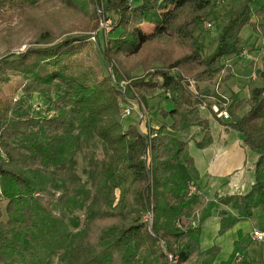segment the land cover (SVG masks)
Masks as SVG:
<instances>
[{
    "label": "trees",
    "instance_id": "trees-1",
    "mask_svg": "<svg viewBox=\"0 0 264 264\" xmlns=\"http://www.w3.org/2000/svg\"><path fill=\"white\" fill-rule=\"evenodd\" d=\"M254 3L242 0L225 10L229 19L217 47L203 55L204 43L195 32L214 13L215 0H142L139 5L105 0L117 18L104 60L115 59L133 79L141 108L164 91L174 101L170 110L159 111L172 122L152 129L150 138L138 126L124 125L125 95L105 73L88 37L55 42L64 32L96 27L91 0H66L59 8L54 0H0V23L20 16L19 25L0 27V45L8 51L0 58V264L54 259L57 264H165L161 241L180 255V264L202 256L201 227L193 225L196 197L186 196L187 182L198 181L199 172L188 141L164 129L198 125L204 132L198 148L213 142L199 109L204 99L193 94L188 81H212L223 72L228 79L232 65L224 60L242 53L247 25L264 38V5L253 10ZM144 23L152 29H144ZM67 24L72 26L59 30ZM25 32L32 43L49 45L9 53ZM138 66L144 75L135 77ZM258 74L261 84L250 87L248 98L229 104L226 123L258 155L254 182L245 193L217 197L236 210V215L220 212L219 234L250 218L254 209L264 210V56ZM34 95L42 104L38 111L32 107ZM147 151L149 169L142 158ZM78 154L86 164L85 179L76 170ZM152 196L153 233L143 220ZM214 203L202 208L200 220ZM239 250L236 241L229 258L218 264H234Z\"/></svg>",
    "mask_w": 264,
    "mask_h": 264
},
{
    "label": "rangeland",
    "instance_id": "rangeland-1",
    "mask_svg": "<svg viewBox=\"0 0 264 264\" xmlns=\"http://www.w3.org/2000/svg\"><path fill=\"white\" fill-rule=\"evenodd\" d=\"M91 1L93 3V5H91V7L92 8L94 7V10H95V16H94L95 18L93 19V22L96 23V27L93 30H89V31L71 30V32H68V33L64 32V34H62L61 37L56 39L55 42L63 40L65 37H68V36H86V37H88V40H89L91 47L94 50H96V52L101 56L100 57V63H101V66L104 68L105 73L108 76H110L111 71H113L114 73L117 74L118 79H127V80L132 81V83H131L132 88H130V91H129V93H131L132 95L131 94H129V95L131 97L134 96L133 98L139 97V98H136V101H137L136 105H138V103H139L138 101L139 100L142 101V99L140 98L139 93L136 91V88L133 86L134 85L133 79L126 75V73L123 71V69L121 68L118 61H116L115 59H113V60H106L105 59L104 60V57H103L102 51L104 49H106V46L108 45V43L110 41V33L114 28V23L116 22L115 18H117V17L114 16V14L111 11L109 12V10H107V7H105L107 10V13H109V14H107V17H111V19L113 20V23H112L113 25L111 26V29L108 32L101 34L98 37V40L94 41V40L90 39L93 31H95L99 27L100 19L98 17L97 9L103 0H91ZM241 1L242 0H215L214 13L205 19L203 18V22L198 26V28L196 29V32H195V34L198 36L199 40L204 43V48L202 50L203 55H208V54L214 52L216 47H217L220 30L226 24V22L229 19L227 16L224 15L225 10L229 9V8L237 7ZM141 2H142V0H133L132 4L133 5H139V3L141 4ZM254 2L255 3L253 4V10L264 5V0H254ZM65 3H66V0H54V4H55L54 7L59 8ZM47 8L51 9V6L48 5ZM19 19H20V16H18V14H16L9 21H2L0 23V27L8 28L9 24L10 25H19V23H18ZM257 19H258L257 16L254 15L253 20L257 21ZM208 23H211L212 26L208 27L207 26ZM71 26L72 25L67 24V25H64L63 27H61L59 30L64 31L65 28H69ZM151 26H152L151 23H145L144 24L145 29H149ZM29 34L30 33L25 32L24 35L18 36L17 37V39H18L17 43L11 48L9 53L19 54V53H21V52H23V51H25L31 47L49 45V44H45V43L44 44L32 43L31 40L33 39V37H32V35H29ZM241 37H242V41H243V45H244V49H243L242 53L240 55L227 57L224 60L228 64L232 65L231 76L225 80L226 72H223L216 79H214L212 81H208V82H214L215 85L218 84L221 87L223 80H225V83L222 85V91H224L225 93L230 94V95L232 94V88L237 86V85H239L241 87H243L245 85L244 87L246 88L247 84H250V85H248L250 87L257 86V85L261 84V81L259 80L258 71L262 68V63H263L264 38L260 34V32L254 28L253 25H247L246 27H244V29L242 30V33H241ZM51 44H53V43H51ZM7 54H8V51H5V47L0 45V58L7 55ZM158 65H160L159 62L154 64V66H158ZM132 75L135 77L144 75L143 68L141 66H138L135 70H133ZM110 79H111V76H110ZM189 80H193L196 84H201L202 82H204V81H199L197 79L195 80V77H190ZM115 87L118 89L117 86H115ZM188 87H189V81H188ZM198 91H199V93L201 92V88L199 86H198ZM163 93H165V91ZM35 95L33 97V100H34L36 106L33 105L32 107L33 108L38 107L40 109V107L42 105L39 102L40 97H37ZM203 99H204V97H203ZM219 100L224 101L226 99L219 98ZM231 102L232 101L227 100V104H225V105H227L226 106L227 108ZM225 105L223 104V106H225ZM173 106H174V101L172 98H168L167 102H163V108H165L166 110H170ZM38 108H36V111H38L37 110ZM141 109L147 115H151L149 113V110H151L152 108L149 107L148 105H145V108H141ZM158 119L162 120L163 122H167V123L172 121L171 117H164L161 113H160V115H158ZM122 120H123V123L125 126H128L130 124H134V125L138 126V124H139V111H138V109H133L132 112L129 115L124 116ZM218 121L220 122V124L224 125L226 122L228 123L230 121V119L229 120H223V121L218 120ZM160 127H158V128H160ZM158 128H156V129H158ZM147 131H149V130L147 129ZM235 131L240 133L236 129H235ZM149 132H151L152 134H155L154 131L153 132L149 131ZM194 147H196L194 150V153L196 154L197 159L199 160V159H201V157L197 153H199L200 149L198 148L196 143H195ZM188 149L190 151V145H188ZM249 153L256 154V152H254L252 150L249 151ZM208 154H209V152L205 153L206 157L208 156ZM76 159H77V164H76L77 173L83 179H85L86 178L85 161L83 160V158L80 154L77 155ZM250 163H251V159L249 158V154H248L247 166L243 170V171H246V178L244 177V179L241 181L242 186H240V187H243V184H244L243 182H245V184H248V183H246L248 175H250V173H252V171H253V169H252V171L249 172ZM225 175L226 176H223V175H217V176H223L222 179L223 178L228 179L230 176L228 174H225ZM205 181H206V179H205ZM196 184L198 185L197 181H196ZM203 188L206 191V197L210 198L209 201H211V200L216 201V203H214V205L212 206L211 214L208 217H206L203 220H200V216H199V220L198 219L195 220L197 225L200 224V227H201L200 233L202 234L203 241L207 242V244H209V245H207V249H212L217 244L222 247V245L226 242V239L234 236V238H235L234 240L237 241L239 243V246L242 248V250L238 251L239 252V259L236 256L237 259H235L234 264H264V240L262 242H257L255 240H253L251 238V235H250V233L253 229L264 230V210L261 207L254 209L253 215L250 218L243 219V220L239 221L237 224H235L232 228H230L225 233L219 234V231L214 230L215 228L212 224V220L214 218H210V216L217 214L218 208H220L219 205L217 204V199H213L214 189L210 188L209 185L204 187V183H203L202 190H204ZM235 190H237V189H235ZM202 197H203V195L202 196L201 195L196 196L197 201L204 204L205 199ZM193 198H195V197H193ZM228 215H230V214H228ZM229 251H230V249L226 245H223V248H220L217 251V253L215 254V257H216V260L218 261V263L225 261V259H227L229 257V255H230ZM212 253L213 252H210V254H212ZM210 254H208L206 259H209L211 257ZM207 261L210 262L209 260H207ZM51 264H57V259H54Z\"/></svg>",
    "mask_w": 264,
    "mask_h": 264
},
{
    "label": "crops",
    "instance_id": "crops-1",
    "mask_svg": "<svg viewBox=\"0 0 264 264\" xmlns=\"http://www.w3.org/2000/svg\"><path fill=\"white\" fill-rule=\"evenodd\" d=\"M133 0H131L132 2ZM140 4V3H139ZM145 24V23H144ZM143 24V28H144ZM145 29V28H144ZM152 26L147 29L151 30ZM226 80V79H225ZM225 80H223L221 87L217 84L215 85L214 82H208L204 81L201 84H198V86L201 88V95L204 97L205 102V108H201L200 112L201 115L208 119L210 131L213 134V142L206 148L200 149L199 154L201 159H197L196 154L194 153V150L196 147L195 143L196 141L200 140L204 134L201 126L194 125L190 126L188 128L182 129V130H172L170 127H167L164 130V133L176 136L182 140L188 141V144L190 145V151L189 153L194 158L195 166L198 169L199 172V179H198V186L200 187V194L203 195L202 198L205 199L204 204L197 201L196 209H195V219L193 221V225L197 226L196 219L199 220V216L201 215L202 208L206 205V203L210 200V198L206 197V191L205 189L202 190L203 183L205 186H210V188L214 189V196L213 199H218L217 197L226 195V194H232V193H245L247 192L251 185L254 182V164L257 160V153L251 154L249 151L251 149L247 148L243 144V136L242 133H238L235 131V129L228 126L225 122L224 125L220 124V122L217 120L218 118L211 110V105L215 102L221 103V105L227 104L228 101H233L235 98H248L249 97V89L250 84H247L246 88L243 86H235L232 88V94H227L224 91H222V85L225 83ZM168 98L171 97L170 92H165L158 94V96L151 98L150 101V107L152 108L149 110V113L151 115L149 116V119H145L144 121L139 120L138 129L140 131H145V129H156L164 123L162 120L158 119V115H160V109L163 108V102H167ZM219 98L226 99L224 101H220ZM227 106V105H225ZM152 111V112H151ZM221 121L223 120H229L230 117L227 118H219ZM172 120V119H171ZM172 122V121H171ZM169 122L168 124H170ZM167 123V122H165ZM234 135V136H233ZM194 147V148H193ZM209 152L208 156L206 157L205 153ZM249 154V158L251 159L250 163V169L249 172L250 175H248L247 182L248 184H245L243 182V187L241 181L246 178V171H243L244 168L247 166V157ZM223 175L225 174L230 175L228 179L223 178V176H217V175ZM206 179V181H205ZM248 185V186H247ZM237 189V190H235ZM217 204L220 208H218V213L210 216V218H214L212 220V224L214 226L215 231H219L220 228V212L226 211L227 214L230 215H236V210L228 204L220 203L217 200ZM228 211V212H227ZM234 236L229 237L226 239V242L223 245H226L230 251V255L234 250L235 246V240ZM200 244L201 249L204 251L202 256L199 257H193L191 258L186 264H218V261L216 260L215 254H210L211 249H207V242L203 241L202 234L200 233ZM220 245L218 246V250L220 248H223ZM208 254H210V258L206 259ZM229 255V256H230ZM229 258V257H228ZM227 258V259H228ZM225 259V260H227ZM209 260L210 262H208ZM212 262V263H211Z\"/></svg>",
    "mask_w": 264,
    "mask_h": 264
},
{
    "label": "built area",
    "instance_id": "built-area-1",
    "mask_svg": "<svg viewBox=\"0 0 264 264\" xmlns=\"http://www.w3.org/2000/svg\"><path fill=\"white\" fill-rule=\"evenodd\" d=\"M105 0L102 1V3L99 5L97 9L98 17L100 19L99 27L93 31L90 39L96 41L98 40V37L108 32L111 29L113 20L110 17H107V13L105 11ZM208 27L212 26L211 23L207 24ZM112 82L118 87V89L125 95L126 104H124L122 109V116L129 115L133 109H138L139 111V120L144 121L145 119H149V116L141 109V103L140 100L138 101V105H136L137 101L136 98L131 97L129 94L130 88H132V81L127 79H118V76L116 73L111 71L110 73ZM189 87L193 94L195 95H201V92L198 91V84H196L193 80H189ZM132 95V94H131ZM202 96V95H201ZM135 99V100H134ZM199 107L205 108V102H203ZM212 112L216 115L217 118H228L230 117V112L226 106L221 105L218 102H215L211 105ZM149 130V129H148ZM151 131V129L149 130ZM147 131H141L143 134L148 135L150 138L154 136L151 132ZM143 160L146 161L148 169L151 167V154L150 151H147V153H144L142 155ZM151 180V178H150ZM200 194V188L196 184V181L189 180L187 182L186 187V196L187 198H193ZM153 196L151 197V204L148 206L146 211L143 215V220L147 224L148 230L153 233L152 227L154 223L155 218V212H154V204H153ZM251 238L257 242H262L264 240V230L259 229H253L250 233ZM161 247L163 249L164 255H165V264H180V255L176 252L169 251L166 248V245L164 241H161ZM237 258L239 259V253L236 254Z\"/></svg>",
    "mask_w": 264,
    "mask_h": 264
}]
</instances>
